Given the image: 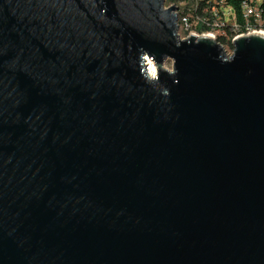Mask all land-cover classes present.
<instances>
[{"label":"water","instance_id":"water-1","mask_svg":"<svg viewBox=\"0 0 264 264\" xmlns=\"http://www.w3.org/2000/svg\"><path fill=\"white\" fill-rule=\"evenodd\" d=\"M178 31L0 0V264H264V34Z\"/></svg>","mask_w":264,"mask_h":264},{"label":"trees","instance_id":"trees-1","mask_svg":"<svg viewBox=\"0 0 264 264\" xmlns=\"http://www.w3.org/2000/svg\"><path fill=\"white\" fill-rule=\"evenodd\" d=\"M177 1L186 2L184 13L188 16L189 21L193 23L194 30L202 33L219 27L222 31H225L226 35H217V41L223 45L228 44L231 48H233L232 35L238 31L245 32L246 26H261L264 28V0H165V3L171 4ZM245 3L256 5L259 8L262 18L260 25L252 19L246 21L243 9ZM189 4H192V6ZM223 6L230 8V15L234 18L233 21L236 23L237 29L233 28L234 26L231 23L221 25L224 22L222 17Z\"/></svg>","mask_w":264,"mask_h":264},{"label":"built area","instance_id":"built-area-1","mask_svg":"<svg viewBox=\"0 0 264 264\" xmlns=\"http://www.w3.org/2000/svg\"><path fill=\"white\" fill-rule=\"evenodd\" d=\"M171 4H174V3H171ZM175 6V5H174ZM184 8V6H183ZM243 9H244V17L246 19V21H250V19H252L254 22L258 23V25H260L261 23V12L259 10V8L256 6V5H251L249 3H245L243 5ZM184 10V9H183ZM224 10H227L229 11L230 13V8L229 7H222V15H225L224 14ZM178 13V22H179V26H185V27H192L193 26V23H191L188 19V16L185 15L184 11L181 13V15L179 14V12L177 11ZM232 17V16H231ZM233 17H232V25L234 26L233 28H236L237 29V26H236V23L233 21ZM224 22L221 23V25H223ZM216 24V23H215ZM214 24V25H215ZM258 27L261 28V26H246V30L245 32H240L238 31L237 33H235L234 35H232V41L235 37H237L238 35L240 34H244V33H249V32H253V31H256L255 29H257ZM193 29V27L191 28ZM194 30V29H193ZM218 30H221V28H216V29H211V30H208V31H218ZM222 31V30H221ZM202 33H205V32H202ZM218 33V32H217ZM201 34V33H200ZM209 34V33H208ZM220 34H223V35H226L225 31H222ZM211 35V34H210Z\"/></svg>","mask_w":264,"mask_h":264},{"label":"rangeland","instance_id":"rangeland-1","mask_svg":"<svg viewBox=\"0 0 264 264\" xmlns=\"http://www.w3.org/2000/svg\"><path fill=\"white\" fill-rule=\"evenodd\" d=\"M191 3V2H190ZM166 6H169V5H175L177 7V11L179 12V14L181 15V13L184 11L183 9V6L186 5V2H183V1H177L175 2L174 4H167L165 3ZM192 6V4H189ZM224 14L225 15H222L223 17V21L224 23H232V17L229 13V11L227 10H224ZM193 27V26H192ZM192 27H185V26H179V35L181 38H185L187 37L188 35L190 34H200V32H197L196 30H193L191 29ZM256 31H261V32H264V28L263 27H258L257 29H255ZM218 32V33H217ZM222 31L221 30H218V31H205V33H209L211 35H213L215 38L217 37V35H219ZM217 39V38H216ZM223 48L225 49V51L229 54L232 52V49L228 44H222ZM166 67L170 68L171 67V62H166Z\"/></svg>","mask_w":264,"mask_h":264},{"label":"bare ground","instance_id":"bare-ground-1","mask_svg":"<svg viewBox=\"0 0 264 264\" xmlns=\"http://www.w3.org/2000/svg\"><path fill=\"white\" fill-rule=\"evenodd\" d=\"M261 32V31H260ZM262 34H264V32H261ZM147 64H148V69L149 71L152 73L154 71V66L153 63L148 59L147 60Z\"/></svg>","mask_w":264,"mask_h":264}]
</instances>
